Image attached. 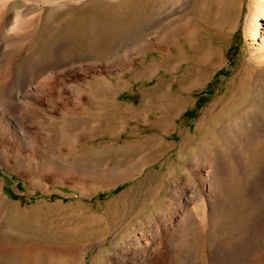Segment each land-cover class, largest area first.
I'll return each instance as SVG.
<instances>
[{
	"label": "rangeland",
	"instance_id": "obj_1",
	"mask_svg": "<svg viewBox=\"0 0 264 264\" xmlns=\"http://www.w3.org/2000/svg\"><path fill=\"white\" fill-rule=\"evenodd\" d=\"M163 1L0 0L3 29L22 15L0 36V92L21 81L15 158L32 162L0 157V264H264V60L245 38L249 0L226 12L193 0L165 21ZM187 13L196 50L179 31L163 38ZM204 46L222 66L200 83Z\"/></svg>",
	"mask_w": 264,
	"mask_h": 264
},
{
	"label": "bare ground",
	"instance_id": "obj_2",
	"mask_svg": "<svg viewBox=\"0 0 264 264\" xmlns=\"http://www.w3.org/2000/svg\"><path fill=\"white\" fill-rule=\"evenodd\" d=\"M193 0H164L163 3H161V14H162V18L163 21L167 20L168 17L173 16L175 13H173L174 11L176 12H180V11H188L189 7L191 6ZM210 0H200V6L201 9L206 11L207 7L209 5ZM214 4L218 7V11L221 10L222 12H226L229 9V1L227 0H215ZM212 6V5H211ZM241 6L240 9L241 10ZM248 8H249V12L247 14V19H246V33H245V38L246 40L250 43L249 47H250V51H251V57L254 63H258V62H262V60H264V0H249V4H248ZM180 10V11H177ZM203 11V12H204ZM191 12V11H190ZM13 14V17L9 16L8 18V24L10 23V27L7 28L6 24H5V30H7V32H11L14 31L16 28H19V25L21 26L22 24L19 23V21H21V14L19 12ZM173 13V14H172ZM204 14V13H203ZM219 14V13H218ZM12 15V14H11ZM186 15V14H185ZM218 16V15H217ZM216 16V17H217ZM25 17V16H24ZM215 17V18H216ZM180 19V18H178ZM175 19V21H177L175 24H170L168 23L167 25L164 26V30H163V38H165V40H171L170 38L175 37L174 36H170L172 31H179V33H183L181 35H179V37H185V41L191 46L193 47L194 50H196V48L198 46H200L201 44L198 43L195 46V43L193 40H195V38L189 36V35H194V34H188L189 32L192 31V29H197L199 27V25L195 24L194 18L193 16L188 15L187 13V17L184 16L183 19V23L180 24V20ZM181 19V20H182ZM25 20V19H24ZM215 21V20H214ZM162 22V21H161ZM174 22V21H173ZM202 22V21H201ZM197 23V22H196ZM1 24V23H0ZM170 24V25H169ZM200 27H206V23L203 24L200 23ZM220 25V24H219ZM18 26V27H17ZM218 26V25H216ZM16 27V28H15ZM203 27V28H204ZM207 28V27H206ZM236 28V27H235ZM4 29L0 26V36L3 34ZM208 29V28H207ZM19 30V29H18ZM194 31V30H193ZM232 31V29H227L225 28V25H221L220 27H217L216 32H217V39H219V41L223 42L226 40V36L229 35V33ZM197 32V30H196ZM5 33V32H4ZM16 33V32H15ZM175 33V32H174ZM17 34V33H16ZM176 34V33H175ZM8 35V34H7ZM15 35V34H14ZM3 37V36H2ZM178 37V36H176ZM197 37V36H195ZM14 38V37H13ZM2 39V38H1ZM2 42V41H1ZM168 42V41H167ZM206 42V41H205ZM13 43V42H12ZM11 43V44H12ZM167 45V44H166ZM15 47V46H14ZM13 48V47H12ZM205 46H204V50L202 51L205 54V68L204 70L199 74V77L201 78L200 83H203L206 79H207V73L205 72V70H209L212 71L213 69H217V67L221 64L222 60H221V50L218 52L217 50H214L212 47H209L207 50H205ZM10 49V48H9ZM1 53V52H0ZM202 56V55H201ZM200 56V59H201ZM210 66V68H208ZM222 64L219 66L221 67ZM61 67V66H60ZM4 76V75H3ZM48 76V75H47ZM241 77V76H240ZM45 80V79H44ZM246 78H238L237 81H235L232 85V92L227 100V102H231L234 97H238L239 93L242 91L244 85L246 84ZM249 81V80H248ZM21 81L19 79H17L15 76L12 78V80L10 81V90L8 89V92L6 93L4 90V92L6 93L5 96L7 97L6 100H2V96H1V92H0V157L1 159V164L4 165L5 167H9V164H13L15 166V168L18 170H27V168H31L32 167V162H28L25 161L23 162V159H18L15 158L17 156L16 150H17V144H18V137L20 130L17 127L16 124V120L19 118H15L14 115L17 113H13L16 110V106L17 103H19V99L21 98L23 91V87H21ZM7 85V84H4ZM1 87V85H0ZM2 90V89H1ZM4 94V93H3ZM23 96V95H22ZM25 98V96H23ZM30 98V100H32V103L35 102L34 97L32 96H28V99ZM4 99V98H3ZM22 99V98H21ZM26 99V98H25ZM40 99V98H39ZM36 103V102H35ZM261 107V106H260ZM18 111V110H17ZM9 112V113H8ZM13 113V114H11ZM20 121V119L18 120ZM22 122V121H21ZM19 122L21 125L23 124V122L21 123ZM29 122V121H28ZM27 122V124H28ZM18 123V122H17ZM25 123V121H24ZM30 124V123H29ZM19 125V124H18ZM20 125V126H21ZM25 125V124H24ZM258 125V124H257ZM263 125V124H262ZM261 125V126H262ZM32 126V125H31ZM260 126V125H259ZM264 126V125H263ZM24 127V126H23ZM21 127V128H23ZM258 127V126H257ZM27 129V128H26ZM32 130V129H30ZM29 130V131H30ZM23 131V130H21ZM28 131V132H29ZM24 132V131H23ZM27 132V133H28ZM251 132V131H250ZM31 133V132H29ZM25 134V133H24ZM249 134V133H247ZM259 134V133H258ZM29 135V134H28ZM34 135V134H33ZM30 136V135H29ZM34 139V137H33ZM36 139V138H35ZM236 139V138H235ZM238 139V138H237ZM21 141V140H20ZM240 142V141H239ZM236 144V143H235ZM20 148V147H19ZM18 148V149H19ZM154 149V148H153ZM152 149V150H153ZM20 153V152H19ZM203 153V152H202ZM14 154V155H13ZM201 154V152H200ZM12 155V156H11ZM142 157V156H141ZM201 158V157H200ZM27 159V158H24ZM139 160V159H138ZM145 160V159H144ZM203 160V158H202ZM205 160V159H204ZM210 161V160H209ZM34 163V162H33ZM136 165V164H135ZM211 163L207 162V164H205L204 168L207 169H211ZM130 166V165H129ZM11 168V167H10ZM36 168V167H35ZM32 169V168H31ZM131 169V168H130ZM36 170V169H35ZM125 170V169H124ZM14 171V170H13ZM122 171V170H121ZM130 171V170H129ZM142 171V170H141ZM120 172V171H119ZM120 173L118 175L117 180L122 179L124 177H128V175L130 176V174L127 172ZM209 174V172L206 171V173H204V176L207 177ZM100 175V174H98ZM116 175V174H115ZM198 175V174H197ZM201 175V174H200ZM216 175H220L219 172H216ZM110 177V174H106V176L104 177ZM112 176V174H111ZM114 176V174H113ZM120 177V178H119ZM135 177V176H134ZM201 177V176H200ZM210 177V176H209ZM112 178V177H111ZM204 178V177H203ZM108 179V178H107ZM126 179V178H125ZM207 180V179H206ZM204 182V181H203ZM214 184V183H213ZM212 184V185H213ZM211 188V187H210ZM0 199L2 200V196L0 195ZM186 216V215H185ZM159 228V227H158ZM157 228V229H158ZM156 230V229H155ZM160 230V229H159ZM158 230V231H159ZM163 234V233H160ZM159 234V235H160ZM163 235H160L159 238L160 240L163 238ZM143 236L136 238L134 241L135 242H144L145 245L147 240H143ZM133 242V241H132ZM130 244V243H129ZM134 244V242H133ZM136 244V243H135ZM139 244V243H138ZM118 245V244H117ZM140 245V244H139ZM143 245V244H142ZM120 246V245H119ZM137 246V245H135ZM147 247V246H146ZM123 249V247H122ZM113 250V249H112ZM126 250V249H125ZM145 250V249H144ZM115 251V250H114ZM121 251V250H120ZM124 251V250H122ZM127 252V251H126ZM118 254V253H117ZM124 254V253H123ZM122 254V255H123ZM128 254V253H127ZM121 255V256H122ZM124 257V256H123ZM216 264H219L216 262ZM223 264V263H221ZM232 264V263H231Z\"/></svg>",
	"mask_w": 264,
	"mask_h": 264
}]
</instances>
